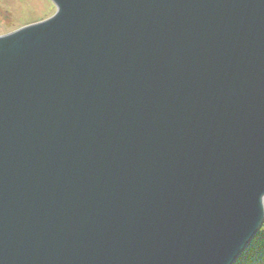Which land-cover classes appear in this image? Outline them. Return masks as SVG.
<instances>
[{
	"label": "water",
	"instance_id": "1",
	"mask_svg": "<svg viewBox=\"0 0 264 264\" xmlns=\"http://www.w3.org/2000/svg\"><path fill=\"white\" fill-rule=\"evenodd\" d=\"M0 36V264H234L264 220V0H50Z\"/></svg>",
	"mask_w": 264,
	"mask_h": 264
},
{
	"label": "rangeland",
	"instance_id": "2",
	"mask_svg": "<svg viewBox=\"0 0 264 264\" xmlns=\"http://www.w3.org/2000/svg\"><path fill=\"white\" fill-rule=\"evenodd\" d=\"M54 13L55 6L50 0H0V36L44 21Z\"/></svg>",
	"mask_w": 264,
	"mask_h": 264
},
{
	"label": "trees",
	"instance_id": "3",
	"mask_svg": "<svg viewBox=\"0 0 264 264\" xmlns=\"http://www.w3.org/2000/svg\"><path fill=\"white\" fill-rule=\"evenodd\" d=\"M264 263V221L248 248L234 264H262Z\"/></svg>",
	"mask_w": 264,
	"mask_h": 264
}]
</instances>
